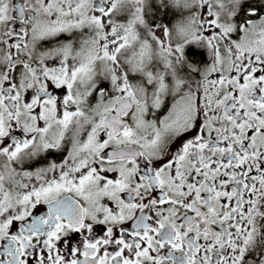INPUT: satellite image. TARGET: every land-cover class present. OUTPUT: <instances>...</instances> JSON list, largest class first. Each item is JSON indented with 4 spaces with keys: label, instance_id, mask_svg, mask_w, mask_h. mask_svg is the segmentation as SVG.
Returning a JSON list of instances; mask_svg holds the SVG:
<instances>
[{
    "label": "snow or ice",
    "instance_id": "1",
    "mask_svg": "<svg viewBox=\"0 0 264 264\" xmlns=\"http://www.w3.org/2000/svg\"><path fill=\"white\" fill-rule=\"evenodd\" d=\"M0 264H264V0H0Z\"/></svg>",
    "mask_w": 264,
    "mask_h": 264
},
{
    "label": "flooded vegetation",
    "instance_id": "2",
    "mask_svg": "<svg viewBox=\"0 0 264 264\" xmlns=\"http://www.w3.org/2000/svg\"><path fill=\"white\" fill-rule=\"evenodd\" d=\"M181 17L179 15V13L175 10L169 12L166 17L161 15L159 17H156V22L157 23H160V22H163V23H167L169 25V27H172V25L177 21L179 20ZM254 19V18H253ZM157 35H161L160 32H157ZM202 59H204L205 61L207 60V57L204 56L202 57ZM49 63V66L52 67V66H58L59 65V61L56 60V61H52V62H48ZM156 63V66L159 70H163V66H162V63L159 62V61H155ZM130 80L131 82L133 83H136V82H139L140 80V77L138 75H135V74H130ZM104 86H110V81L108 80H105L104 82ZM62 91L64 90H56L57 94L61 93ZM98 99V97L95 95V93L93 94L92 97H89V102L91 104H95L96 100ZM172 103V100H171V97H168L167 100H166V107L165 109H162L160 112L157 113V115H163V114H166V110H167V106H170V104ZM59 155H63V153L61 154H57V156ZM57 157H51L50 159H56ZM43 163V162H41ZM25 167H27V165H25ZM45 209H46V206H44ZM96 233L97 235H100L102 234V232L100 231V229H96Z\"/></svg>",
    "mask_w": 264,
    "mask_h": 264
},
{
    "label": "trees",
    "instance_id": "3",
    "mask_svg": "<svg viewBox=\"0 0 264 264\" xmlns=\"http://www.w3.org/2000/svg\"><path fill=\"white\" fill-rule=\"evenodd\" d=\"M162 15V14H161ZM161 15H158L157 17L161 16ZM164 16V15H163ZM166 17V16H165ZM198 59H202V57H198Z\"/></svg>",
    "mask_w": 264,
    "mask_h": 264
}]
</instances>
